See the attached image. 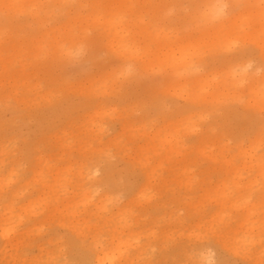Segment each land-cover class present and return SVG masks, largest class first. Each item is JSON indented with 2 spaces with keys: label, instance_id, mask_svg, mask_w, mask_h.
I'll return each mask as SVG.
<instances>
[{
  "label": "rangeland",
  "instance_id": "rangeland-1",
  "mask_svg": "<svg viewBox=\"0 0 264 264\" xmlns=\"http://www.w3.org/2000/svg\"><path fill=\"white\" fill-rule=\"evenodd\" d=\"M83 1L0 0V264H264V0Z\"/></svg>",
  "mask_w": 264,
  "mask_h": 264
},
{
  "label": "bare ground",
  "instance_id": "bare-ground-1",
  "mask_svg": "<svg viewBox=\"0 0 264 264\" xmlns=\"http://www.w3.org/2000/svg\"><path fill=\"white\" fill-rule=\"evenodd\" d=\"M126 0H110L107 4H106V7H112L114 5H117L119 8L122 7L123 3L125 2ZM83 0H78V5L79 6H83ZM229 13H226L225 10L223 8H221L220 5H218V3H212L210 5H208L205 10L203 11V13L201 14L200 18L201 20L205 21L207 24H211L212 26H215V25H219L220 27L222 26H226V23L229 21V17L230 15H227ZM80 17V16H79ZM78 17V18H79ZM235 18V17H234ZM218 21L217 24L215 23V21ZM215 23V24H214ZM86 32V31H85ZM88 33V32H87ZM87 35V34H86ZM91 39V38H89ZM59 43V42H58ZM58 46V45H57ZM62 48H59L60 49V54L62 58H66L67 60L71 58V54L72 52L69 51L68 48H63L64 46H60ZM71 47V46H69ZM183 48L184 47H178L177 49H180V50H175V48H170L169 50L170 54L169 56L170 59L168 61V66L170 67L171 71H172V74L173 76L177 75V76H183L184 72L187 70L186 69V65H190L189 63H187L189 60L186 56V54L183 52ZM57 51V50H56ZM169 52V51H168ZM119 55L123 54V52H118ZM191 62V61H190ZM192 66V65H191ZM190 66V67H191ZM188 67V66H187ZM25 65H22L21 67V70L20 72L22 71V73H24V69H25ZM190 69V68H188ZM192 69V68H191ZM6 68L4 67L3 68V71H5ZM242 71L245 70V67H243L241 69ZM190 71V70H189ZM191 72V71H190ZM171 73V72H170ZM170 75V74H169ZM7 74L6 72L2 73L0 72V82H3L6 78H7ZM189 78V77H188ZM186 79V78H185ZM241 81H244L246 78L243 76L242 78H239L238 80ZM87 105H82V107H86ZM68 108V107H67ZM78 108V107H77ZM69 109V108H68ZM71 113V111L69 112ZM68 114V113H67ZM245 119V118H243ZM247 119H245L246 121ZM245 121H244V124H245ZM248 122V121H247ZM247 125V123H246ZM87 195V193H86ZM89 197V196H88ZM105 200V199H104ZM100 201H103V200H100ZM85 202V201H84ZM76 207V205H74ZM73 206V207H74ZM98 206V205H97ZM78 208V206H77ZM97 210V209H96ZM79 220V219H78ZM10 228L8 227L7 224H5V226L1 223L0 221V236L2 238V240L6 239L7 240V237H9V232H10ZM127 243L126 240L123 238H120L119 236L117 237H112L108 243L106 244H95L94 245V249H95V260L97 261L96 264H117L119 262H117V258H120L118 254H122L123 253V248L124 246H126L127 244L124 243ZM124 243V244H123ZM127 247V246H126ZM118 250V251H117ZM127 250V249H126ZM92 255V254H91ZM94 255V254H93ZM123 256V255H122ZM124 256H125V253H124ZM123 259V258H122ZM121 259V260H122ZM210 259V258H209ZM127 260V258H126ZM125 260V261H126ZM116 261V262H115ZM90 263V262H89ZM92 263V262H91ZM126 263V262H125Z\"/></svg>",
  "mask_w": 264,
  "mask_h": 264
},
{
  "label": "snow or ice",
  "instance_id": "snow-or-ice-1",
  "mask_svg": "<svg viewBox=\"0 0 264 264\" xmlns=\"http://www.w3.org/2000/svg\"><path fill=\"white\" fill-rule=\"evenodd\" d=\"M225 7H226V5H225Z\"/></svg>",
  "mask_w": 264,
  "mask_h": 264
}]
</instances>
